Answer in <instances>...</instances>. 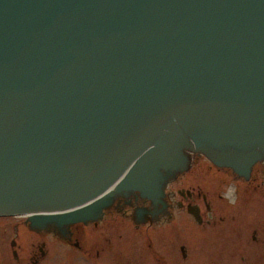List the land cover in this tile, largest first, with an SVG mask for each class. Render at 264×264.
Wrapping results in <instances>:
<instances>
[{"label":"water","instance_id":"95a60500","mask_svg":"<svg viewBox=\"0 0 264 264\" xmlns=\"http://www.w3.org/2000/svg\"><path fill=\"white\" fill-rule=\"evenodd\" d=\"M190 152L264 161V0H0V216L155 205Z\"/></svg>","mask_w":264,"mask_h":264},{"label":"flooded vegetation","instance_id":"af4514ba","mask_svg":"<svg viewBox=\"0 0 264 264\" xmlns=\"http://www.w3.org/2000/svg\"><path fill=\"white\" fill-rule=\"evenodd\" d=\"M0 218L16 219L7 241L0 226V264H264V161L244 178L191 153L155 205L132 191L60 227Z\"/></svg>","mask_w":264,"mask_h":264},{"label":"rangeland","instance_id":"374dc122","mask_svg":"<svg viewBox=\"0 0 264 264\" xmlns=\"http://www.w3.org/2000/svg\"><path fill=\"white\" fill-rule=\"evenodd\" d=\"M188 177L190 176V174L189 175H187ZM185 187H186V185H184ZM260 207V206H262V202H261V204L260 205H257L256 204V202L254 201L253 203H251L250 205H248V206H244V207H250V208H248V209H246V210H243V212H248L250 209H252V208H255V207ZM15 218L13 219V218H0V226H3V228L5 229L4 230V232H3V238H4V241H7L9 238H10V234H9V231H8V229H6V227H9V224H11V223H14L15 222ZM10 228V227H9Z\"/></svg>","mask_w":264,"mask_h":264},{"label":"bare ground","instance_id":"6f19581e","mask_svg":"<svg viewBox=\"0 0 264 264\" xmlns=\"http://www.w3.org/2000/svg\"><path fill=\"white\" fill-rule=\"evenodd\" d=\"M60 227V226H59Z\"/></svg>","mask_w":264,"mask_h":264}]
</instances>
